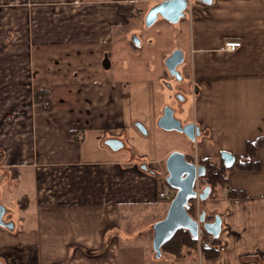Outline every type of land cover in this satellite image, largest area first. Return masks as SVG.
I'll use <instances>...</instances> for the list:
<instances>
[{"label": "crops", "instance_id": "obj_1", "mask_svg": "<svg viewBox=\"0 0 264 264\" xmlns=\"http://www.w3.org/2000/svg\"><path fill=\"white\" fill-rule=\"evenodd\" d=\"M160 1L0 0V205L14 222L0 226L2 264H174L153 249L171 202L158 191L169 153L192 150L170 146L157 124L165 72L126 52L141 46L130 39L137 17ZM181 25L168 50L184 45L188 56L199 155L245 160L261 140V169L231 168L204 202L223 219L214 263L264 264V0H192ZM227 40L242 45L227 51Z\"/></svg>", "mask_w": 264, "mask_h": 264}, {"label": "water", "instance_id": "obj_2", "mask_svg": "<svg viewBox=\"0 0 264 264\" xmlns=\"http://www.w3.org/2000/svg\"><path fill=\"white\" fill-rule=\"evenodd\" d=\"M204 1L211 2L212 0ZM189 5V0H162L150 8L145 18V24L147 26L153 25L159 16L172 23H177L186 15ZM133 40L137 44L140 43V38L136 36L133 37ZM165 62L172 75H175L178 79L183 77L177 68L179 64L184 62V51L182 49H175L167 56ZM134 124L142 134H148V127L144 122L137 120ZM157 124L167 131H179L193 141L201 134L200 127L195 122L183 123L180 118L175 116V109L171 106L164 108V113L158 118ZM107 142L115 149L123 145V141L117 138H110ZM221 156L228 167L233 166L237 161V156L227 150H223ZM165 166L167 174L164 180L176 189V193L171 199L165 216L153 224V249L157 258H160L163 254V245L171 240L178 230L187 229L194 237H199L202 230H205L213 237L218 238L223 225L220 214L216 215L213 220H208L206 210H203L196 218L188 211V205L192 198L199 197L201 200L209 198L210 186L204 187L199 193L196 188L197 180L205 173V167L189 160L187 154L178 149L169 153L165 160ZM142 167L148 169L147 165ZM4 213L5 207L0 205V226L13 227L14 222L6 221ZM0 264H2L1 261Z\"/></svg>", "mask_w": 264, "mask_h": 264}, {"label": "rangeland", "instance_id": "obj_3", "mask_svg": "<svg viewBox=\"0 0 264 264\" xmlns=\"http://www.w3.org/2000/svg\"><path fill=\"white\" fill-rule=\"evenodd\" d=\"M148 11L149 10L144 9L142 13H140V16L137 17L142 23L139 26L135 27V30L131 33L130 36V39L132 41L134 36L140 38L141 46L139 47V49H129V47L127 46L126 52H130V54H132L133 63L138 67H142V63L149 62L153 64L154 68L157 71L165 72V77L162 78L165 81V89L163 91L159 89L160 92L162 91V95L159 96V103L161 105V110H159V112H163L164 105L171 104L176 108L175 116L180 118L183 123H186L193 115L194 103V93L192 95L191 91H189V85L190 88H192V78H188L187 72L185 70V65H183V63L187 61L188 56L184 52V62L179 64L178 66V70H180V72L183 74V78L181 79H178L176 76L172 75L169 72L165 62L167 56H169L175 50V48L172 50H168L172 39L174 43H176V40L180 36L182 38L184 36L183 33H181L180 35L179 30L177 31L176 29H174V26H182L181 21L184 17H182L179 22L172 23L159 16V18L153 25L147 26L145 24V18ZM174 47L178 48L176 44ZM183 47L184 45L181 46L182 49ZM140 51L141 54L139 55ZM126 61L127 63L131 62L129 59ZM152 72L156 73V71H153V69ZM182 87L184 89H182ZM39 92L40 91L35 92L34 97ZM43 97L46 100H52L50 94L43 95ZM171 132L172 133L170 134L168 141L170 146L178 148L185 146L186 148H188V150L190 148V151L194 146L196 147V141L190 140L185 134L176 130H173ZM161 139L162 138L160 136H158V139H155L156 143L158 142V145L160 144L159 141H161ZM199 186L200 188H202L201 184H199ZM140 225L141 227H143L142 224ZM145 237L148 241V237L150 236L147 235ZM148 242L150 243V241ZM184 258L187 259V264H205L204 258L201 254L186 255Z\"/></svg>", "mask_w": 264, "mask_h": 264}, {"label": "trees", "instance_id": "obj_4", "mask_svg": "<svg viewBox=\"0 0 264 264\" xmlns=\"http://www.w3.org/2000/svg\"><path fill=\"white\" fill-rule=\"evenodd\" d=\"M135 47L137 45L135 44ZM43 95H49L47 91H40L35 95V100L43 103L46 108H50V101L46 100ZM261 140H256L255 142H248L247 154L245 160L237 159L236 163L228 167L224 163L223 159L220 157L219 160H215L212 157H200V165L205 167V173L201 176V183L203 188L206 186L211 187L209 194L210 197H217L220 187L228 185L229 177L228 171L233 167H238L243 170H259L262 167L260 160L256 159V151L258 145H260ZM249 157V159H247ZM151 172L158 174L156 171L151 170ZM248 193L243 189H231L228 192V196L231 198H241L246 197ZM28 202V197L21 198V205L25 207V203ZM205 200H201L200 210H198L196 199L192 198L190 204L188 205V211L193 217H198L200 213L203 212ZM215 214H211L206 211V216L208 219H213ZM222 244V238L213 237L209 232L202 230L199 237H194L189 230L180 229L174 235V237L166 242L163 247V254L168 255L174 264H178L186 255L201 254L204 258L205 264H215V259L220 255V246Z\"/></svg>", "mask_w": 264, "mask_h": 264}, {"label": "built area", "instance_id": "obj_5", "mask_svg": "<svg viewBox=\"0 0 264 264\" xmlns=\"http://www.w3.org/2000/svg\"><path fill=\"white\" fill-rule=\"evenodd\" d=\"M192 2V0H189V4ZM242 45V41L240 40H227L225 42V50L227 51H235L237 50L240 46ZM200 192V190H198V193ZM176 193V189L171 187L170 185H168L166 182L164 184L163 187L160 188V190L158 191V196L161 199H165V198H173L174 195ZM199 198V197H197ZM199 200H201L199 198Z\"/></svg>", "mask_w": 264, "mask_h": 264}, {"label": "flooded vegetation", "instance_id": "obj_6", "mask_svg": "<svg viewBox=\"0 0 264 264\" xmlns=\"http://www.w3.org/2000/svg\"><path fill=\"white\" fill-rule=\"evenodd\" d=\"M179 66V65H178ZM178 68V67H177ZM180 71V70H179ZM170 72V71H169ZM181 73V72H180ZM182 74V73H181ZM175 76V75H174ZM182 76H183V74H182ZM183 78V77H182ZM183 89V88H182ZM166 106H171V107H173L174 109H175V112H176V108L174 107V106H172L171 104H166V105H164V108L166 107ZM164 108H163V112L160 114V116L164 113ZM177 117V116H176ZM198 137V136H197ZM193 141V140H192ZM194 141H196V147L194 146L193 147V149H192V152L191 153H186L187 154V157H188V159L189 160H191V161H194V162H196L198 165H200V163H199V158L200 157H202V156H200L199 155V153H198V151H197V138H196V140H194ZM221 158H222V156H220ZM219 157V158H220ZM223 159V158H222ZM224 161V160H223ZM165 164V163H164ZM199 184H201L202 185V183H201V177L197 180V183H196V188H197V190H202L203 189V185H202V188H200V186H199ZM195 199H196V203H197V207H198V210H200V204H201V200H199V198H197V197H194ZM205 209V208H204ZM201 214V213H200ZM211 214H214V213H211ZM215 218V215H214V217H213V219ZM208 219V218H207ZM213 219H209V220H213Z\"/></svg>", "mask_w": 264, "mask_h": 264}]
</instances>
